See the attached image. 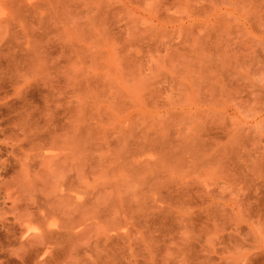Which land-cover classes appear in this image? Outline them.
Instances as JSON below:
<instances>
[{
    "label": "rangeland",
    "instance_id": "374dc122",
    "mask_svg": "<svg viewBox=\"0 0 264 264\" xmlns=\"http://www.w3.org/2000/svg\"><path fill=\"white\" fill-rule=\"evenodd\" d=\"M1 10L40 93L37 206L83 224L80 264H264V2Z\"/></svg>",
    "mask_w": 264,
    "mask_h": 264
},
{
    "label": "bare ground",
    "instance_id": "6f19581e",
    "mask_svg": "<svg viewBox=\"0 0 264 264\" xmlns=\"http://www.w3.org/2000/svg\"><path fill=\"white\" fill-rule=\"evenodd\" d=\"M6 20L1 10V38ZM3 48L0 114L8 119L0 125V140L7 141L0 144V264H80L85 256L83 224L67 218V209L66 215L37 206V96H31L37 85L23 76H7L9 60ZM56 213L66 217H55Z\"/></svg>",
    "mask_w": 264,
    "mask_h": 264
},
{
    "label": "clouds",
    "instance_id": "9594fccd",
    "mask_svg": "<svg viewBox=\"0 0 264 264\" xmlns=\"http://www.w3.org/2000/svg\"><path fill=\"white\" fill-rule=\"evenodd\" d=\"M261 2H264V0H261ZM39 95H40V93H39L38 90H33V91L31 92V96H32V97H36V96H39ZM58 98H59V94H58V93L53 92V93L51 94V103H52V104H55L57 108H60L61 105L56 103V101H57ZM18 99H21V98L18 97ZM21 111H24V109H21ZM14 114H15V113H14ZM34 114L37 115V116L39 115V113H35V112H34ZM7 119H8L7 116H4V115L0 114V125H4L5 120H7ZM34 122L37 123V124L42 123L39 119H36ZM2 130H3V129L0 128V131H2ZM6 143H7L6 140H0V144H6ZM37 234H38V233H37ZM260 239H261V241H264V233H261V234H260ZM47 254H48V253L46 252L45 255H47ZM41 259H44V257L42 256Z\"/></svg>",
    "mask_w": 264,
    "mask_h": 264
}]
</instances>
